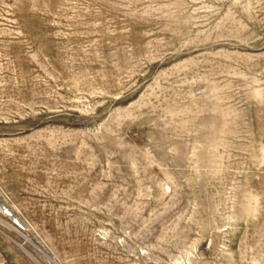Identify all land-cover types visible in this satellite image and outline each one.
<instances>
[{
    "label": "rangeland",
    "instance_id": "obj_1",
    "mask_svg": "<svg viewBox=\"0 0 264 264\" xmlns=\"http://www.w3.org/2000/svg\"><path fill=\"white\" fill-rule=\"evenodd\" d=\"M0 264H264V0H0Z\"/></svg>",
    "mask_w": 264,
    "mask_h": 264
}]
</instances>
